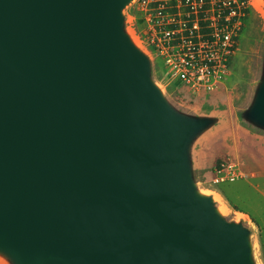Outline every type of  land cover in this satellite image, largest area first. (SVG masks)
<instances>
[{
    "label": "water",
    "instance_id": "1",
    "mask_svg": "<svg viewBox=\"0 0 264 264\" xmlns=\"http://www.w3.org/2000/svg\"><path fill=\"white\" fill-rule=\"evenodd\" d=\"M134 2L0 0V261L264 264L198 174L232 119L264 141V32L246 101L191 108L157 75Z\"/></svg>",
    "mask_w": 264,
    "mask_h": 264
},
{
    "label": "built area",
    "instance_id": "2",
    "mask_svg": "<svg viewBox=\"0 0 264 264\" xmlns=\"http://www.w3.org/2000/svg\"><path fill=\"white\" fill-rule=\"evenodd\" d=\"M140 39L157 59L162 78L196 100L222 88L253 0H135ZM171 88V89H172ZM253 176L227 156L212 171L214 184Z\"/></svg>",
    "mask_w": 264,
    "mask_h": 264
},
{
    "label": "rangeland",
    "instance_id": "3",
    "mask_svg": "<svg viewBox=\"0 0 264 264\" xmlns=\"http://www.w3.org/2000/svg\"><path fill=\"white\" fill-rule=\"evenodd\" d=\"M255 1L239 36L238 48L231 61V74L225 85L196 100H189L182 89L171 87L182 105L203 110H227L232 114L235 108L246 101L255 75L258 44L264 32V12L255 5ZM134 3L130 5L131 24L140 38L141 21L136 15ZM156 73L162 77V69L159 68ZM201 143L198 174L203 187L223 198L228 216H245L255 231L259 255L262 257L264 236L262 238L263 230L257 219L263 221L264 226V141L238 127L232 119L229 125L211 133ZM229 155L239 159L253 176L230 183H212L213 167ZM0 264L5 263L0 261Z\"/></svg>",
    "mask_w": 264,
    "mask_h": 264
},
{
    "label": "bare ground",
    "instance_id": "4",
    "mask_svg": "<svg viewBox=\"0 0 264 264\" xmlns=\"http://www.w3.org/2000/svg\"><path fill=\"white\" fill-rule=\"evenodd\" d=\"M254 4V3H253ZM255 5L260 9V10H263V8H262V4H261V2L259 1V0H256L255 1ZM264 12V11H263ZM216 193V192H215ZM221 195V194H220ZM217 197L220 199V201H221V206H222V208H224V209H227V207H225V204H224V202L222 201L223 200V198L221 199V197L219 196V194L217 195ZM224 197V196H223Z\"/></svg>",
    "mask_w": 264,
    "mask_h": 264
},
{
    "label": "crops",
    "instance_id": "5",
    "mask_svg": "<svg viewBox=\"0 0 264 264\" xmlns=\"http://www.w3.org/2000/svg\"><path fill=\"white\" fill-rule=\"evenodd\" d=\"M257 223L259 224L261 230H263V232H262V238H263V236H264V226L262 225L263 221H260L259 219H257ZM263 245H264V242H263ZM262 258H263V261H264V248H263Z\"/></svg>",
    "mask_w": 264,
    "mask_h": 264
}]
</instances>
